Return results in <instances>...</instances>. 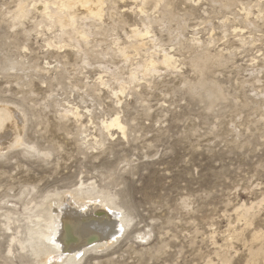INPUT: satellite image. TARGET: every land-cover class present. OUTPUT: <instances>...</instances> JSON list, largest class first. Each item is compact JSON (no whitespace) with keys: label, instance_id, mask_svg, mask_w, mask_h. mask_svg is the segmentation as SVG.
I'll use <instances>...</instances> for the list:
<instances>
[{"label":"rangeland","instance_id":"rangeland-1","mask_svg":"<svg viewBox=\"0 0 264 264\" xmlns=\"http://www.w3.org/2000/svg\"><path fill=\"white\" fill-rule=\"evenodd\" d=\"M42 2L0 0V264H44L13 238L76 189L126 216L79 264H264V0H104L64 28Z\"/></svg>","mask_w":264,"mask_h":264},{"label":"bare ground","instance_id":"bare-ground-1","mask_svg":"<svg viewBox=\"0 0 264 264\" xmlns=\"http://www.w3.org/2000/svg\"><path fill=\"white\" fill-rule=\"evenodd\" d=\"M103 3L104 0H43L41 4H38V9L44 12V16L53 21L54 24H59L64 28L74 25L76 22L77 16L74 12L76 6H81L89 16L97 17L102 15ZM20 9L18 12H20ZM20 13L18 14L20 15ZM148 34H150L148 27L145 32L136 29L135 33L140 39ZM81 36L85 41H88L90 34L83 32ZM174 60V57L166 52L163 55L162 62L169 67L173 66ZM155 64L156 61L151 59V62L147 64V68L154 67ZM120 89V91L117 90L118 92L114 91V94L119 99L118 102H123L124 90ZM71 108H65L66 116L64 117L72 114L77 119H80L82 113L77 108L76 110ZM15 115L16 113L14 114L10 109L0 107V131L5 129L6 126L13 129L14 126L19 125H14V122H12ZM20 122L18 121V123ZM24 124L22 125L24 126ZM102 125L108 133H111L112 130H119L123 135L126 134V126L121 121L119 113L109 120L103 121ZM22 133V131L21 133L17 132L16 138L11 140L10 144H22ZM24 144L26 145V143ZM66 193L57 192L54 194V198L38 206L40 210L29 218V239L13 238V242L18 241L23 249L27 248L28 243H30L34 248L35 255L41 258L44 264H79L86 252H98L109 248L117 239V228H120L121 232L125 225L126 216L124 217L123 215L119 216L120 218L118 217L119 220L116 222L114 221L115 218L107 221L87 215L89 208L108 207L107 200L102 198L96 204L94 203L95 194L82 189L69 190L68 194Z\"/></svg>","mask_w":264,"mask_h":264}]
</instances>
